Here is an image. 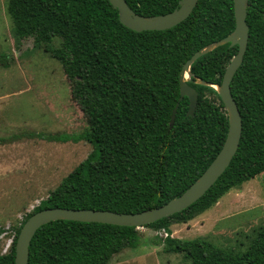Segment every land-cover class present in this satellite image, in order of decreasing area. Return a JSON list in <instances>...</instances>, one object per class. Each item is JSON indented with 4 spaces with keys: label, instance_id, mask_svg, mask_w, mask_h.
Returning a JSON list of instances; mask_svg holds the SVG:
<instances>
[{
    "label": "trees",
    "instance_id": "trees-1",
    "mask_svg": "<svg viewBox=\"0 0 264 264\" xmlns=\"http://www.w3.org/2000/svg\"><path fill=\"white\" fill-rule=\"evenodd\" d=\"M179 1L127 0L145 16L171 12ZM249 2L248 48L231 83L243 120L238 151L199 200L145 226L165 231L155 243L185 254L192 264H264V226L238 251L201 237L182 239L172 230L264 172V0ZM7 9L18 38L33 37L62 63L88 122L78 133L37 136L87 141L92 151L15 228L0 264H15L18 235L33 213L48 207L135 213L161 206L195 182L221 150L229 128L225 104L214 87L196 80L221 84L238 46L220 45L192 63L189 83L199 93L194 116L188 114L189 97L180 98V75L193 54L234 31V0H199L178 25L144 31L125 26L109 0H8ZM56 37L58 47L51 44ZM12 60L0 52V66ZM140 237L134 226L55 220L33 237L29 264H109L125 248H136Z\"/></svg>",
    "mask_w": 264,
    "mask_h": 264
},
{
    "label": "rangeland",
    "instance_id": "rangeland-1",
    "mask_svg": "<svg viewBox=\"0 0 264 264\" xmlns=\"http://www.w3.org/2000/svg\"><path fill=\"white\" fill-rule=\"evenodd\" d=\"M7 7L8 0H0V52L13 58L11 66H0V253L10 250L15 228L27 214L92 151L87 141L64 143L37 136L78 133L88 122L72 97L62 63L33 37H17ZM60 42L56 37L51 44L58 47ZM261 226L264 172L173 229L179 238L201 237L238 251L248 247ZM139 232L140 244L114 256H120L116 264H192L185 254L165 252L155 243L165 231L141 227Z\"/></svg>",
    "mask_w": 264,
    "mask_h": 264
},
{
    "label": "water",
    "instance_id": "water-1",
    "mask_svg": "<svg viewBox=\"0 0 264 264\" xmlns=\"http://www.w3.org/2000/svg\"><path fill=\"white\" fill-rule=\"evenodd\" d=\"M119 11L121 22L135 30H165L170 29L186 20L199 0H180L179 5L173 11L166 14L145 16L137 13L130 7L127 0H109ZM249 0H234L236 27L234 31L224 39L212 43L197 51L184 64L180 75L181 99L189 97L190 107L188 114L194 116L199 93L189 83L192 77L191 65L201 55L215 49L216 47L230 43L238 46L237 53L229 62L221 84H213L197 79L196 83L206 84L214 87L220 94L229 117V128L225 142L213 161L204 172L193 182L181 195L175 196L167 203L135 213H122L112 210L87 209V208H64L48 207L33 213L23 224L15 245V264H29L30 245L39 228L55 220H76L82 222H100L119 226H134L136 228L156 222L162 218L169 217L177 212L183 211L197 200H199L220 178L230 165L238 151L242 133L243 120L239 106L232 94V80L244 61L248 48L249 24L247 22ZM189 74L187 78L186 75ZM176 105L171 127L174 125L178 109Z\"/></svg>",
    "mask_w": 264,
    "mask_h": 264
},
{
    "label": "crops",
    "instance_id": "crops-1",
    "mask_svg": "<svg viewBox=\"0 0 264 264\" xmlns=\"http://www.w3.org/2000/svg\"><path fill=\"white\" fill-rule=\"evenodd\" d=\"M179 228V227H178ZM177 229V228H176ZM175 228L173 229V226H172V230H173V235H175L174 233H175V230H176ZM177 231V230H176ZM176 237H178V236H176ZM119 254V253H118ZM117 254H115L114 256H116ZM114 256H113V258H112V260L110 261V263L109 264H116V263H119V257H115L114 258Z\"/></svg>",
    "mask_w": 264,
    "mask_h": 264
},
{
    "label": "bare ground",
    "instance_id": "bare-ground-1",
    "mask_svg": "<svg viewBox=\"0 0 264 264\" xmlns=\"http://www.w3.org/2000/svg\"><path fill=\"white\" fill-rule=\"evenodd\" d=\"M186 77L188 78L189 77V74L187 73Z\"/></svg>",
    "mask_w": 264,
    "mask_h": 264
}]
</instances>
